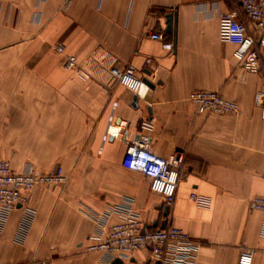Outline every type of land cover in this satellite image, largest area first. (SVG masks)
<instances>
[{
	"label": "crops",
	"instance_id": "0c3cea01",
	"mask_svg": "<svg viewBox=\"0 0 264 264\" xmlns=\"http://www.w3.org/2000/svg\"><path fill=\"white\" fill-rule=\"evenodd\" d=\"M232 10L229 0H0V160L17 173L32 165L66 177L32 192L36 216L24 242L16 240L23 211L9 214L0 264H112L87 252L97 227L86 212L126 199L147 229L188 233L199 245L191 264H237L244 249L264 264V213L251 207L264 198V119L255 104L264 77L246 72L236 47L218 39L219 17ZM159 32L173 51L150 37ZM67 56L76 69L65 67ZM128 67L155 85L145 97L114 75ZM194 91L219 93L239 111H200ZM110 127L119 134L106 138ZM142 135L155 154L184 156L169 207L148 178L122 166ZM146 259L142 251L133 261Z\"/></svg>",
	"mask_w": 264,
	"mask_h": 264
},
{
	"label": "built area",
	"instance_id": "2783aa9c",
	"mask_svg": "<svg viewBox=\"0 0 264 264\" xmlns=\"http://www.w3.org/2000/svg\"><path fill=\"white\" fill-rule=\"evenodd\" d=\"M221 3L225 0H213ZM232 11L219 17L218 39L221 43L234 45L233 57L242 65L243 69L253 75L264 77V0H229ZM249 21L251 26H248ZM150 37L160 41L166 51H173L174 44L166 40L164 33H151ZM62 54L64 48L57 47ZM65 67L74 70L77 59L67 56ZM145 67L149 71L157 69L152 58L146 59ZM114 75L125 88L136 95L146 96L148 88L138 77L133 67L124 71H114ZM190 102L200 111L216 115L237 113L239 105L224 98L219 93L210 91H194L189 96ZM255 104L260 108L264 119V92L255 95ZM115 132L112 127L109 133ZM114 134H119L116 131ZM184 156L175 152L164 158L155 154L150 148L149 138L140 136L137 141L128 145L122 166L125 169L139 172L150 180L153 193L162 196L165 204L171 206L175 199L179 183L182 178ZM66 177L62 168L50 172H38L29 165L23 172L13 171L9 162L0 160V231L5 226L11 212L21 209L23 215L19 223L16 240L24 242L34 222L36 212L30 206L32 192L38 187H53L64 183ZM191 198L196 203L204 200L193 194ZM252 209L264 213V198L258 197L251 201ZM97 227L96 236L92 237L94 244L88 246L87 252H101L108 255L111 261L121 260L124 264H191L199 245L184 230L168 226L166 228L147 229L140 215L134 208L131 199L117 204H109L102 211H87ZM112 219L116 221L111 223ZM264 230V227H263ZM147 252L144 262H134L137 253ZM255 252L244 249L237 264H253ZM35 264H51L42 261Z\"/></svg>",
	"mask_w": 264,
	"mask_h": 264
},
{
	"label": "water",
	"instance_id": "95a60500",
	"mask_svg": "<svg viewBox=\"0 0 264 264\" xmlns=\"http://www.w3.org/2000/svg\"><path fill=\"white\" fill-rule=\"evenodd\" d=\"M167 18V32L171 33L172 32V24H173V15L172 14H168L166 16ZM148 75H150V73H148ZM143 83L145 84V86L150 89L153 90L155 88V85L148 79H143ZM112 264H123V262L119 259H116L113 261Z\"/></svg>",
	"mask_w": 264,
	"mask_h": 264
}]
</instances>
